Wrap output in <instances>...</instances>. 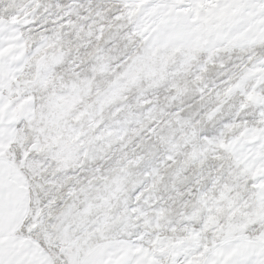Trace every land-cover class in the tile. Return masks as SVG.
<instances>
[{"label": "rangeland", "instance_id": "1", "mask_svg": "<svg viewBox=\"0 0 264 264\" xmlns=\"http://www.w3.org/2000/svg\"><path fill=\"white\" fill-rule=\"evenodd\" d=\"M29 62L5 89L19 230L54 264H264V0H1ZM235 250L237 253L235 254Z\"/></svg>", "mask_w": 264, "mask_h": 264}, {"label": "crops", "instance_id": "2", "mask_svg": "<svg viewBox=\"0 0 264 264\" xmlns=\"http://www.w3.org/2000/svg\"><path fill=\"white\" fill-rule=\"evenodd\" d=\"M29 55L22 31L0 12V264H54L41 246L18 234L30 213L31 191L20 169L7 157L16 138L18 118L5 89L23 74ZM237 260L220 251L209 256L204 264H238L240 259ZM82 264L158 262L139 247L112 243L89 253Z\"/></svg>", "mask_w": 264, "mask_h": 264}]
</instances>
